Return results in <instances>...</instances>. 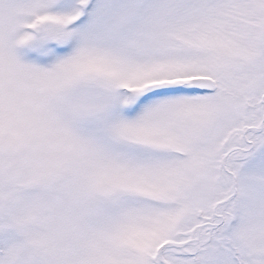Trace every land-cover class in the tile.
Wrapping results in <instances>:
<instances>
[{"label": "snow or ice", "instance_id": "obj_1", "mask_svg": "<svg viewBox=\"0 0 264 264\" xmlns=\"http://www.w3.org/2000/svg\"><path fill=\"white\" fill-rule=\"evenodd\" d=\"M0 264H264V0H0Z\"/></svg>", "mask_w": 264, "mask_h": 264}]
</instances>
